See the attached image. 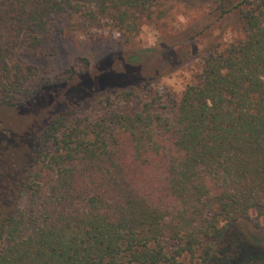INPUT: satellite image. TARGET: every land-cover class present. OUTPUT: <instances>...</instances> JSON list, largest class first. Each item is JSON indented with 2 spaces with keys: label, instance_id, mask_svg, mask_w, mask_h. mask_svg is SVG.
<instances>
[{
  "label": "trees",
  "instance_id": "obj_1",
  "mask_svg": "<svg viewBox=\"0 0 264 264\" xmlns=\"http://www.w3.org/2000/svg\"><path fill=\"white\" fill-rule=\"evenodd\" d=\"M168 1L0 0V115L81 79L12 146L0 264H234L242 229L264 236V0L220 4L238 37L174 103L154 76L83 89L86 57L54 78L27 62L75 31L114 43L102 21L131 43Z\"/></svg>",
  "mask_w": 264,
  "mask_h": 264
},
{
  "label": "rangeland",
  "instance_id": "obj_2",
  "mask_svg": "<svg viewBox=\"0 0 264 264\" xmlns=\"http://www.w3.org/2000/svg\"><path fill=\"white\" fill-rule=\"evenodd\" d=\"M235 1L170 0L160 6L166 14L157 20H145L131 43L119 42L118 39L122 38L115 27L102 21L97 28L98 35L113 36L114 43H99L98 39L75 31L45 44L39 54L28 56L27 62L37 66L45 77L54 78L66 74L63 72L72 65L79 66L77 58L86 57L89 65L84 75L85 84L79 85L83 89H88V83L121 85L154 76L152 87L159 92L170 91V102L174 103L185 86L201 72L200 57L208 45L218 39L229 41L238 37L235 23L219 18L220 4L226 6ZM207 25L210 28H206ZM133 55L140 58L131 60ZM80 80L75 78L71 84L56 87L17 111L0 115V181L15 153L12 146L16 139L25 137L43 113L63 102L73 90L77 93L79 90L74 88ZM242 231L247 247L240 251L234 264H264V236H254L245 229Z\"/></svg>",
  "mask_w": 264,
  "mask_h": 264
}]
</instances>
